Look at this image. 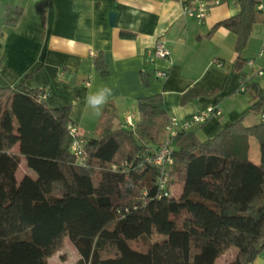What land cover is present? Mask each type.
I'll return each mask as SVG.
<instances>
[{"label":"trees","instance_id":"1","mask_svg":"<svg viewBox=\"0 0 264 264\" xmlns=\"http://www.w3.org/2000/svg\"><path fill=\"white\" fill-rule=\"evenodd\" d=\"M259 2L235 0L237 13L206 34L219 27L235 34L237 71L244 65L241 55L251 27L263 22ZM20 15L15 8L5 24L15 25ZM92 62L100 75L107 74L100 53ZM142 80L146 85L145 76ZM253 89L255 100L247 112L259 113L264 88ZM42 95L23 83L0 87V264H48L64 239L76 248L80 264H216L229 248L237 252L225 264L256 261L264 249V123L247 127L241 117L204 141L192 132L180 133L171 167L179 194L152 199V165L127 174L110 167L137 161L159 144L169 120L161 95L137 100L140 115L133 129H114L115 113L105 108L96 138L87 141L85 167L69 151L70 107L49 108ZM203 95L209 94L190 88L181 103ZM14 147L36 176L24 175L8 197L4 182ZM140 221L162 239L146 241Z\"/></svg>","mask_w":264,"mask_h":264},{"label":"crops","instance_id":"2","mask_svg":"<svg viewBox=\"0 0 264 264\" xmlns=\"http://www.w3.org/2000/svg\"><path fill=\"white\" fill-rule=\"evenodd\" d=\"M260 3L263 22L251 27L241 55L244 65L237 71L235 34L219 27L206 36L215 23L237 13L231 0L212 7L201 23L183 14L180 0H0V87L23 83L42 90L49 108L70 107L71 123L88 139L96 138L105 108L115 113L114 129H133L140 115L137 100L156 94L169 118L180 122L208 107L221 111L186 131L201 141L241 117L243 125L253 126L260 122L259 113L247 112L255 100L253 86L264 88V0ZM15 8L21 9L17 23L5 24ZM157 39L166 42L171 55L148 61ZM98 53L106 75L92 62ZM159 70L167 72L164 78L156 76ZM104 85L112 95L97 115L85 97ZM195 87L209 95L182 104V94ZM28 170L24 175L36 176ZM255 260L264 264V249Z\"/></svg>","mask_w":264,"mask_h":264},{"label":"built area","instance_id":"3","mask_svg":"<svg viewBox=\"0 0 264 264\" xmlns=\"http://www.w3.org/2000/svg\"><path fill=\"white\" fill-rule=\"evenodd\" d=\"M182 3V12L185 16L193 18L197 23H201L208 15L209 10L221 4L223 0H180ZM235 3V0H231ZM257 10H261V3L258 4ZM263 50H261V53ZM148 61H152L155 58H169L171 55L170 48L166 45V42L162 39H157L154 45L149 50ZM158 78H164L167 72L157 71L155 72ZM259 74L262 71L258 72ZM246 84L241 81L240 89L244 90ZM43 98L45 94L42 95ZM221 111L216 107H208L199 112H196L190 119L180 122L174 117H170L168 123L164 126L163 134L159 144L148 150L143 156L136 157V160H124L120 164L111 165L110 169L115 172L127 174L130 171H134L144 166V164H150L155 168V180H154V194L152 199H162L172 196V174L171 167L174 163V148L175 139L180 133H185L192 124L201 125L207 122L210 118L219 116ZM259 120L264 123V110L259 112ZM127 122L132 126L130 118L127 117ZM68 132L72 137L69 146V151L75 159V163L79 166H87V151L86 144L88 138L82 133V131L72 123L68 124ZM148 192L146 189L142 191L141 200L142 206L146 204V196ZM136 207H134L135 209ZM127 211V210H126Z\"/></svg>","mask_w":264,"mask_h":264},{"label":"rangeland","instance_id":"4","mask_svg":"<svg viewBox=\"0 0 264 264\" xmlns=\"http://www.w3.org/2000/svg\"><path fill=\"white\" fill-rule=\"evenodd\" d=\"M11 152L13 163L10 173L7 175L4 182V189L8 197L10 196L12 190H14L20 179L23 177L24 173H31V171L28 170L24 158L17 152L15 147L11 150ZM172 192L173 195L177 197L179 194V187L173 186ZM140 223H142L141 225L144 230L146 241L153 243L160 238L162 239L161 236L157 237L150 234L146 221H140ZM236 252L237 250L235 248H229V250L225 254H223L216 260V264H225L227 262H230V260H232L236 255ZM79 261L80 255L78 254L74 245L68 239H64L63 246L58 252H56L49 258L48 264H80Z\"/></svg>","mask_w":264,"mask_h":264},{"label":"clouds","instance_id":"5","mask_svg":"<svg viewBox=\"0 0 264 264\" xmlns=\"http://www.w3.org/2000/svg\"><path fill=\"white\" fill-rule=\"evenodd\" d=\"M112 95V89L109 86H101L95 91H89L86 94L87 105L98 115L103 106L107 104L109 97Z\"/></svg>","mask_w":264,"mask_h":264},{"label":"water","instance_id":"6","mask_svg":"<svg viewBox=\"0 0 264 264\" xmlns=\"http://www.w3.org/2000/svg\"><path fill=\"white\" fill-rule=\"evenodd\" d=\"M109 17H110V21L112 22L113 21L112 20L113 19V13H111Z\"/></svg>","mask_w":264,"mask_h":264}]
</instances>
